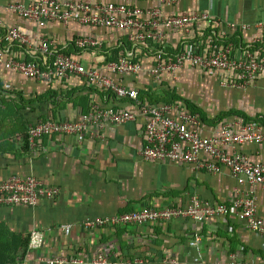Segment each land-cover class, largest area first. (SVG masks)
I'll list each match as a JSON object with an SVG mask.
<instances>
[{
	"label": "crops",
	"instance_id": "obj_1",
	"mask_svg": "<svg viewBox=\"0 0 264 264\" xmlns=\"http://www.w3.org/2000/svg\"><path fill=\"white\" fill-rule=\"evenodd\" d=\"M32 1L0 0V6L5 9L8 4ZM64 1L93 6L123 3L144 11L158 8L163 16L196 15L198 20L183 29L163 28L165 38L161 45L150 42L136 48L126 30L76 20L68 24L49 22L41 27L4 10V21L29 39L30 46L14 47L20 57L31 60L37 56L36 47L43 40L57 42L56 52L71 54L84 66L98 67L103 75L137 89L139 102L116 100L92 90L79 77L65 82H39L0 65V181L10 175H33L61 190L59 198L42 200L35 208L0 207V264H47L57 256L79 258L90 264L98 252L113 261L125 259L130 264H230L235 253L251 256L253 264H264V237L232 215L209 218L203 223L175 218L143 226L99 229L83 224L88 219L151 207L185 208L195 197L211 204L229 205L250 194L255 196L258 215L264 220V190L239 184L228 170L212 175L169 161H144L140 153L146 144L145 119L139 110V103L163 105L161 98L175 94L198 108L199 130L205 137L218 135L228 123L259 120L264 125V75L245 89H234L221 84L219 72L208 74L186 67L175 76L165 74L159 83L150 73L158 46L170 55L191 45L200 47L208 36L220 31L221 25L226 27L224 40L233 45L236 58L242 57L247 46L262 45L259 23L264 21V0H182L172 7L163 5L161 0ZM212 22L216 28L211 27ZM233 24L236 29L230 28ZM243 25L249 29H243ZM87 37L102 42L103 47L78 50L74 41ZM130 51L143 63V71L113 75L108 64ZM183 103L176 102L185 106ZM95 105L131 110L137 115L136 120L124 126L108 123L104 129L91 126L81 134L45 137L33 151L26 146L31 125L47 117L80 120ZM225 149L246 154L254 163H264V144H244L236 151ZM200 157L205 162L209 160L204 152ZM63 225H73L69 235ZM35 229L43 234L44 243L33 249L30 233ZM196 239L200 240L199 249L191 246Z\"/></svg>",
	"mask_w": 264,
	"mask_h": 264
},
{
	"label": "built area",
	"instance_id": "obj_2",
	"mask_svg": "<svg viewBox=\"0 0 264 264\" xmlns=\"http://www.w3.org/2000/svg\"><path fill=\"white\" fill-rule=\"evenodd\" d=\"M182 0H161L162 4L172 7ZM8 11L22 19L33 20L41 27L49 22L68 24L72 20L91 26H102L126 30L136 48L148 43L161 45L165 34L162 29L174 30L187 28L195 23L196 15L182 14L163 16L160 9L144 11L133 5L109 3L91 5L87 2L64 0H34L30 3L8 4L0 6V65L8 71L39 82H65L72 77L82 78L92 90L98 91L116 100L139 102V92L126 84L102 74L98 67H86L71 54L56 52L57 42L43 40L36 47V55L31 60L23 59L14 47L30 46L29 39L18 28L9 26L3 19V12ZM203 19H208L203 16ZM212 22L211 27L216 28ZM209 24V23H208ZM243 29L249 26L243 25ZM236 29V24L230 26ZM264 41V21L259 23ZM226 27L206 38L200 45H191L187 50L169 56L164 47H157L154 64L150 73L156 82L163 76H175L186 67L197 68L205 73L222 74L221 84L234 89H245L264 75V46H247L240 58L235 57L233 45L226 42ZM74 45L81 51H95L103 43L87 37L78 38ZM108 69L113 75L125 76L138 74L144 69L143 63L136 60L134 52L122 53L117 61L110 62ZM182 104L165 103L163 105L139 103L140 115L145 119L144 129L146 144L141 150V157L146 162L169 161L190 166L194 171H206L212 175L228 170L239 184L248 183L264 190V163L252 162L246 154L229 153L225 147L236 151L244 144H264V125L258 121L225 124L218 135L205 137L201 134L200 120ZM131 110L117 107L95 105L89 114L80 120H58L52 117L39 121L28 128V141L31 151L36 150L45 137L55 135L68 136L94 129H104L106 124L124 126L136 120ZM209 156L208 161L201 159V153ZM60 188L49 186L33 175L21 177L10 175L0 181V207H37L42 200H56ZM236 217L246 227L264 237V220L258 215V206L254 195L236 198L231 204H211L195 197L185 208H146L141 211L117 214L96 219H88L83 224L90 229L108 226H143L153 222H166L175 218H189L203 223L209 218L219 216ZM73 225H63V231L69 235ZM44 243L40 230L30 233V247L39 248ZM199 249L200 240L191 242ZM47 264H85L79 258L53 257ZM90 264H130L125 259L113 261L107 254L96 253ZM201 264H204L201 262ZM230 264H253L251 256L235 253Z\"/></svg>",
	"mask_w": 264,
	"mask_h": 264
},
{
	"label": "trees",
	"instance_id": "obj_3",
	"mask_svg": "<svg viewBox=\"0 0 264 264\" xmlns=\"http://www.w3.org/2000/svg\"><path fill=\"white\" fill-rule=\"evenodd\" d=\"M232 41V40H231ZM262 46H264V43L262 44V45H260V46H256L255 48H260V47H262ZM166 53H167V55H169V56H174V55H170V54H168V52L166 51ZM161 100L164 102V103H174V104H176V102H179L180 100L181 101H183L184 103V105L186 106H184V108L186 109V110H188L189 112H191L193 115H195L196 116V113H199V111H198V108L196 107V106H194V105H192V104H190L189 102H187V101H185L183 98H181L180 96H176L175 94H170V96L168 97V99H165V98H161ZM178 100V101H177ZM24 111H23V109L21 110V113H23ZM255 121H258V122H261L262 123V121H259V120H255ZM245 122H249V120L248 121H245ZM27 137V147L29 148V150H30V146H29V141H28V135L26 136Z\"/></svg>",
	"mask_w": 264,
	"mask_h": 264
}]
</instances>
